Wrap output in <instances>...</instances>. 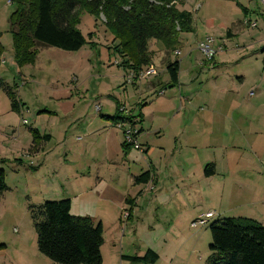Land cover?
I'll list each match as a JSON object with an SVG mask.
<instances>
[{
    "label": "crops",
    "instance_id": "obj_1",
    "mask_svg": "<svg viewBox=\"0 0 264 264\" xmlns=\"http://www.w3.org/2000/svg\"><path fill=\"white\" fill-rule=\"evenodd\" d=\"M234 2L226 5L223 0H205L199 4L197 0H183L177 4L180 10L192 14L194 29L191 32L202 26L204 36L200 42L207 35H215V47L221 46V49L211 64L202 63V58L193 54L194 46L187 47L188 32H183L181 43L174 51H168L162 42L152 41L150 48L154 55L150 65L157 68V74L129 84L126 78L133 70L119 65L123 60L117 63L112 59L117 58L113 35L106 33L109 39H103L99 33L100 38L88 39L80 50L72 51L80 55L70 57L76 72L73 77H79L78 71H91L93 61L109 70L112 79L101 80L92 91L89 85L85 91L81 89L84 98H94V105L101 102L98 116L82 119L91 105L81 108L72 104L67 108L68 122L63 126L59 122V109L40 110L32 127L50 138L38 151H30L33 135L29 131L31 144L22 150H27V155L19 150L17 157L0 154V163L23 165L28 162L32 163L29 168L33 170L44 163L51 164L52 185L47 194H42V202L68 198L74 215L91 216L102 223L104 231L105 223L121 221L126 207L133 212L128 218L132 217L134 208L149 193L156 204L157 197L163 196L165 201L159 205H164L168 213H177L178 220L194 221L213 212L214 216L206 225L225 217H248L264 225V3L261 0ZM246 20L257 21V27L251 28ZM253 29L258 30L256 39H242L245 30ZM200 42L198 40V44ZM99 47L106 50L107 62L90 59L87 55ZM176 60L180 70L178 82L173 84L167 68L169 62ZM113 64L117 69L110 67ZM203 68H209L215 77L205 78ZM119 85L123 89H119ZM67 87L58 90H64L60 98L68 102L79 87L72 79ZM124 100H128L131 107ZM103 102L108 103L104 106ZM124 104L131 110L132 119L139 123V141L144 151L123 146V131L112 118ZM106 108L113 114H105ZM139 115L141 120L137 118ZM42 120H46V124H41ZM75 121L80 122L73 132H82L83 136L76 135L77 143H72V122ZM60 143L64 155L47 160L48 154ZM19 158L23 161L16 160ZM117 159L138 165L133 174L132 193L122 189L120 182L113 181L108 186L112 189L107 191V187L101 185L100 166L112 169L114 176ZM145 173L147 180L136 181ZM163 192L169 193L163 195ZM183 193L190 195V203ZM58 195L62 196L54 198ZM127 199H132V203L128 204ZM156 253L160 259L159 252Z\"/></svg>",
    "mask_w": 264,
    "mask_h": 264
},
{
    "label": "rangeland",
    "instance_id": "obj_2",
    "mask_svg": "<svg viewBox=\"0 0 264 264\" xmlns=\"http://www.w3.org/2000/svg\"><path fill=\"white\" fill-rule=\"evenodd\" d=\"M9 1L11 0H0V81L4 84L2 86L0 82V154L17 157L18 152L31 144L30 124H32L31 127L35 124V119L40 110L59 109V122L63 126L68 122L66 117L67 108L72 104L81 108L91 105L87 113L82 114V119L85 118L86 120L88 116L94 114L98 116L99 110L102 108L101 102L94 105V98L90 96L84 98L81 89L85 91L86 86L89 85L92 91L99 85L101 80L103 82L105 79L110 80L112 78L108 74L107 66L103 68L95 61L92 63L93 69L91 71L84 69L82 72L78 71L79 77H73L76 72L72 67L73 58L70 55L79 56L80 53L57 47L41 48L34 64L18 66L14 59L12 34L9 26V18L15 7ZM197 1L199 4H203L205 0ZM219 1L222 2V0ZM223 1L226 5L235 3V0ZM206 7L205 4V11H207ZM196 12L194 14L195 18ZM81 19L79 28L86 37L91 32L92 36L90 38H100V33L103 35V39H109L105 36L110 31L105 28L106 18L103 14L96 18L89 13H83ZM199 20L202 23L203 19L200 18ZM256 31L258 30H245L242 39L253 40L251 37L256 39ZM199 32L200 35H198ZM203 32L202 26L197 31L188 32L187 47L190 48L193 45V54L196 57H201L202 63L211 64L212 61H204L203 54L197 48L198 40L200 42L204 36ZM87 55L93 60L99 59L107 62L108 59V54L103 47L94 49ZM116 55L117 58L112 57V59L114 58L113 62L122 61V57L117 52ZM84 57L85 55H83ZM3 59H5L4 62H2ZM110 67L117 69L114 64ZM203 69L202 73L206 75L205 78L210 77V80H212L215 77L213 73H210L209 68ZM71 79L79 87L78 91H73L71 101H63L60 98V96H63L61 93L68 89L67 86L70 85ZM112 84L114 83L112 82ZM199 85L202 86L203 83ZM7 86L14 91L15 97L24 104L22 115L11 112V101L4 88ZM58 88L64 90H58ZM119 89L123 88L119 85ZM119 92H122V90H119ZM134 100L130 99L131 103ZM124 101L131 107L128 100ZM107 103L103 102L104 106ZM127 105L124 104L127 110L131 111ZM121 107L123 105L119 106L118 112H120ZM104 113L107 115L113 114L109 111V108H106ZM22 117L27 119L28 125L22 123ZM102 119L104 118L102 117ZM80 121L72 122V143H77L75 141L76 135L83 136L82 132H73ZM110 122L113 121L110 119ZM41 124H46V120H42ZM84 142L82 141V143ZM26 151H22V154L27 155L28 152ZM64 152L61 143L55 145L53 151L48 154L47 160H56L57 157L60 158L59 155H64ZM30 164L32 163L25 162L23 165H17L14 162L0 163V168L5 169L8 177L6 183L11 186L9 190L0 195V264H59L39 251L37 233L30 213V206L42 202L44 199L42 194H47L48 190L51 189L52 181L50 178H52V174L50 169L52 165L44 163L37 170H33L29 168ZM18 169H20L19 172H16ZM113 169L116 172L114 176L112 169L107 170L106 166H100V176L103 177L101 185L106 186L107 191L112 189L108 186L113 181L115 183L120 182L122 189L132 193L133 174L137 172L138 165L117 159ZM168 193L163 192V195ZM183 194L187 196L186 202L190 203V195ZM60 196L62 195L54 198ZM152 196L149 193L142 198L139 205L134 208L132 217L125 216V213H133L126 207L123 209L121 221L112 220L110 223H105L104 244L101 248L102 264H145L144 262L132 260L130 257H143L150 248L160 254V259L156 264H207L210 254L209 245L212 241L211 223L193 227V219L178 220L177 213H168L164 205H159L160 202L165 201L163 196L157 197V204L152 202Z\"/></svg>",
    "mask_w": 264,
    "mask_h": 264
},
{
    "label": "trees",
    "instance_id": "obj_3",
    "mask_svg": "<svg viewBox=\"0 0 264 264\" xmlns=\"http://www.w3.org/2000/svg\"><path fill=\"white\" fill-rule=\"evenodd\" d=\"M14 11L9 18L14 59L18 66L34 64L41 47L78 51L88 43L79 26L83 13L103 14L106 28L116 41V52L126 70L140 71L153 58L151 42H162L168 51L180 45V35L191 32L192 14L180 10L174 0H11ZM182 3L183 0H176ZM1 54V50H0ZM180 64L169 62L167 71L173 84L178 82ZM1 82V81H0ZM1 85L4 84L1 82ZM13 111L22 113L24 104L14 91L4 87ZM131 115V114H130ZM117 112L116 122L131 119ZM141 115L137 116L139 118ZM141 120V117L139 118ZM33 142L30 151H38L50 138L30 127ZM123 146H127L123 142ZM20 162L22 158L16 159ZM5 161H1L4 163ZM210 171L211 168H208ZM145 173L136 181L147 180ZM6 171L0 168V195L9 190ZM128 204L132 199H127ZM39 251L59 264H102L104 228L91 216L72 213L70 199L46 200L30 206ZM131 215V212L130 214ZM212 241L207 264H264V225L248 217H225L210 224ZM132 260L154 264L159 255L148 249L143 257Z\"/></svg>",
    "mask_w": 264,
    "mask_h": 264
},
{
    "label": "built area",
    "instance_id": "obj_4",
    "mask_svg": "<svg viewBox=\"0 0 264 264\" xmlns=\"http://www.w3.org/2000/svg\"><path fill=\"white\" fill-rule=\"evenodd\" d=\"M12 3V1H9ZM261 2L264 3V0H261ZM171 4H178L176 0L172 1ZM246 23L251 27V28H256L257 27V21H252V20H246ZM215 42L216 38L213 35H207L199 44L198 48L201 51V53L204 56L205 61H212L219 49H221V46L219 48L215 47ZM176 54H179L180 51H175ZM5 59L2 60L4 62ZM117 63H119L117 61ZM158 72L157 68L154 65H148L146 68L141 69L138 72L131 71L126 78L127 83L131 84L136 79H146L150 78L154 75H156ZM163 93V92H162ZM253 93V92H252ZM99 109V107H98ZM121 114H123L125 117L130 115V111L127 110L125 106L121 107L120 109ZM22 123L24 125L28 124L27 119L22 117ZM116 126L123 131V136H124V143L129 146L133 147L135 149H138L140 151H144L143 145L139 141V135L141 132V128L139 126L138 121L131 119H125L122 121H119L116 123ZM263 175H264V169H263ZM128 217L129 213H125ZM214 216L213 212L206 213L204 215H201L197 219H195L192 222L193 227H197L199 225H206L209 222V219Z\"/></svg>",
    "mask_w": 264,
    "mask_h": 264
}]
</instances>
